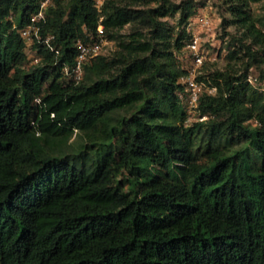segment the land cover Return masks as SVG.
Returning a JSON list of instances; mask_svg holds the SVG:
<instances>
[{"label":"trees","instance_id":"trees-1","mask_svg":"<svg viewBox=\"0 0 264 264\" xmlns=\"http://www.w3.org/2000/svg\"><path fill=\"white\" fill-rule=\"evenodd\" d=\"M39 2L0 0V264H264V93L247 81L264 65V18L250 10L264 0L230 7L251 41L210 74L211 117L191 126L175 57L187 31L161 20L167 3L107 0L99 13L55 0L42 34L61 55L35 44L30 66L19 29ZM194 12L186 3L181 24ZM100 23L116 54L69 83L62 66ZM74 135L85 141L68 153Z\"/></svg>","mask_w":264,"mask_h":264},{"label":"built area","instance_id":"built-area-1","mask_svg":"<svg viewBox=\"0 0 264 264\" xmlns=\"http://www.w3.org/2000/svg\"><path fill=\"white\" fill-rule=\"evenodd\" d=\"M54 1L55 0H40L39 7L30 17V21L19 29V33L28 47V63L30 66L37 65L42 61V56L39 55L38 48H35V44L44 45L49 51L55 54L57 60L61 55L60 47L54 42L55 36H43L42 34V24L46 21L48 9L53 5ZM106 2L107 0H94V5L99 13L102 12ZM102 19L103 17H101V20ZM198 21L203 25V29H195V25L193 26L195 21H189L187 35L183 40V46L180 50L175 52L176 58L184 70L179 81L182 88L178 95L186 111L184 120L185 126H191L196 121H206L211 117L207 114H202L200 110V101L205 92L210 94L216 92V87L205 74L204 68L208 62L214 63L217 61L219 51L210 55L205 51L203 46V33H213L214 27L209 18L203 17ZM196 22L194 24H197ZM110 41L101 23L97 27L96 39L94 41H77L75 43L76 55L73 63H64L62 66L64 79L69 83H80L84 77L85 64L99 56L106 55V49ZM257 80L258 79L252 74L247 78V81L255 87H257ZM261 90L264 91V87L261 88Z\"/></svg>","mask_w":264,"mask_h":264},{"label":"rangeland","instance_id":"rangeland-1","mask_svg":"<svg viewBox=\"0 0 264 264\" xmlns=\"http://www.w3.org/2000/svg\"><path fill=\"white\" fill-rule=\"evenodd\" d=\"M158 1V2H157ZM152 0V2L147 6H142V9L156 8L163 3H167L169 7V15L162 18L168 26L173 28L174 36H177L183 29L187 31L189 21L196 22L201 18H209L214 27L213 33H203V46L205 51L210 55H213L219 51V56L216 62H208L205 65L204 72L207 77L210 78V74L215 71H223L226 69L228 60L227 55L230 51L237 50L241 48V44L238 39L245 38V30L233 23V16L230 12V7L234 4L242 2V0ZM186 3H190L194 7V14L189 18L187 23L181 24L180 18L182 16V10ZM250 10L258 18H264V3L257 2L251 3ZM201 16V17H200ZM200 17V18H199ZM191 19V20H190ZM194 22V23H195ZM195 25V29L202 30L203 25L198 22ZM135 25L128 24L122 30L121 34L123 36L130 34ZM245 41L249 44L250 39L245 38ZM255 50L258 49L257 46L254 47ZM118 50V43L115 40H111L108 48L106 49V57L108 59L112 58ZM227 54V55H226ZM226 55V56H225ZM238 55H244V51L239 52ZM176 57V56H175ZM177 59V58H176ZM29 65V63H27ZM264 65L254 66L249 71V75H254L258 80L256 86H251L257 91H262L261 88L264 87ZM264 93V91H263ZM121 115H130L129 111L119 112ZM84 138L75 137V135L69 140L66 147V152L74 153L82 147L84 144Z\"/></svg>","mask_w":264,"mask_h":264}]
</instances>
